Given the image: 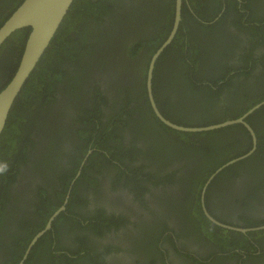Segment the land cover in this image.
I'll return each instance as SVG.
<instances>
[{"label":"trees","instance_id":"1","mask_svg":"<svg viewBox=\"0 0 264 264\" xmlns=\"http://www.w3.org/2000/svg\"><path fill=\"white\" fill-rule=\"evenodd\" d=\"M23 1L0 0V27ZM241 1H183L179 31L154 72V98L166 119L185 127H207L240 118L264 101V83L259 82L263 75L253 74L258 61L253 48L240 57L245 64L229 65L235 50L240 51L230 27L247 35V44L264 46V13H256L258 0ZM175 6L176 0H74L18 96L0 138V162L8 164L0 175V264L22 261L31 241L63 206L74 182L66 210L24 264L98 261L82 232L93 229L102 235L101 225L107 227L109 220L105 213L94 216L85 211L88 190L97 186L99 176L114 170L119 183L129 181L136 187L138 197L149 192V184L179 186L176 199H186L172 206L178 207L180 230L186 233L178 237L192 235L201 247H209L212 258L221 260L220 251L250 253L260 248L264 259V231L248 233L256 238L251 243L246 235L211 223L200 205L209 177L252 150L249 132L242 125L203 133L175 131L156 117L150 105L149 63L172 31ZM29 33L30 29L15 32L0 49V92L17 71ZM213 57L227 59L223 71L207 70L215 66ZM233 71L237 74L229 76ZM246 121L256 133L257 149L215 178L205 203L216 220L237 215L247 221L245 228H255L264 225L260 214L264 202L246 197L264 196V106ZM242 189L249 192L242 194ZM225 192L237 198L229 202ZM189 197L196 200L194 207L187 203ZM225 202L236 214L218 211ZM169 230L165 221L153 233V242L159 244ZM54 243L63 249H54Z\"/></svg>","mask_w":264,"mask_h":264},{"label":"flooded vegetation","instance_id":"2","mask_svg":"<svg viewBox=\"0 0 264 264\" xmlns=\"http://www.w3.org/2000/svg\"><path fill=\"white\" fill-rule=\"evenodd\" d=\"M255 9L257 14H263L264 0H258L255 4ZM228 20L233 21L232 18H229ZM216 30L218 31V29ZM230 32L235 35L234 38H236L239 44L240 51L238 49L235 50L236 56L229 62V65L232 66L237 63L245 64L246 62L241 61L240 57L245 56L246 53L251 48H253L252 55L254 54V58L258 60L256 62V67L253 70L254 77H258L262 74L264 78V73H261L264 71V46H251L249 43L247 44V35L240 33L235 28L232 29V27H230ZM254 39L257 44V42H259V39H257L256 37H254ZM213 58V64H215V66H210V68L207 70L214 69L212 73L223 71L224 69L222 64L226 62L227 59L224 58L219 60L220 57ZM230 74L231 75L229 76H235L237 73L233 71ZM109 81L110 80H106L107 83ZM259 82L264 83L263 80H259ZM171 112L179 113L178 115H181L183 113L180 109H173V111ZM89 152H92L91 154H93L94 150H91ZM86 158L88 159V157ZM84 165L82 169L84 168ZM176 168L178 167H175L172 170H175ZM116 175L117 172L115 170L110 171L109 175L108 173H104L102 176H99L97 186L91 187L88 190V205L86 206L85 211L92 212L94 216H97L100 212L105 213V216H107V220H109V227L101 225V230L104 232V234L102 235H100L99 233L97 234V232L93 229L89 232H82L85 235H88L87 240L89 243H86V247L94 251V258L98 260L94 263L89 262L88 264H264V259H262L260 248L259 250H256V252L250 253H247L244 250L228 249L229 251L224 253L220 251L218 255L222 256V258L221 260H218V258H212L210 256L211 251L206 244V247H201L199 245L201 243H197L192 235L185 236L184 240L182 239V237H178L186 233L185 231L180 230V221L177 219L178 207L175 208L174 206H172L175 201L180 204L181 202L185 201L184 199H186H183V197L176 199V197L179 196V186L175 187L172 185H160L155 188L153 185L149 184L147 185L149 188V192H145L142 197H138L136 195V187L134 185L131 186L129 184V181L119 183L117 181ZM74 184L72 186V190L74 188ZM32 188H34L33 185ZM244 192L248 193L249 190L247 191L246 189H242V194ZM227 193L228 192H225L223 194L224 198L226 197L228 199L227 201L230 202V200L233 201L237 198V195L229 198V193ZM26 194H28V192ZM26 197H28L26 202L30 203V201H32L31 197H29L28 195H26ZM243 198L245 197H239V199ZM246 198L248 200L256 199L264 202V196L256 198ZM189 199L190 200H186L187 203H189V206L192 205L194 207L196 204V200L193 199V197H189ZM200 205L202 208V212L205 215L201 203V197ZM227 205L228 204L225 202L224 205L218 206V211L221 210L225 214H228V212H230L231 214L229 215L236 214V212L230 211L233 208L228 207ZM20 207L22 209H25L24 204L20 205ZM249 207L250 209H252L253 203H251ZM261 209V218L264 219V203L262 204ZM226 210H228V212ZM212 217L215 218L214 216ZM207 220L209 219L207 218ZM226 220L230 222L231 225L228 224L230 226L238 228L247 227V221H241V219H239L237 215H233L231 219ZM226 220L223 219L218 221L227 224L225 222ZM165 221L168 223L170 230L162 235L159 244L154 243L153 241L155 239V236L153 235V233L157 231L159 226H161ZM197 230H199V228H196L194 231L197 232ZM199 233L201 234L202 231L200 230ZM246 236L251 243H255V235L246 234ZM169 239L171 240V242L168 241ZM57 240L58 238H56L55 241ZM57 244L58 243H54V249L57 248L61 250L62 247H58ZM174 244H176L179 251L174 250ZM243 246L247 247L248 245L246 244ZM256 247L258 248L257 245ZM182 254H191L193 258H191L189 255L186 256ZM60 262L61 261H58L57 264H60ZM35 264H40V262H36Z\"/></svg>","mask_w":264,"mask_h":264},{"label":"water","instance_id":"3","mask_svg":"<svg viewBox=\"0 0 264 264\" xmlns=\"http://www.w3.org/2000/svg\"><path fill=\"white\" fill-rule=\"evenodd\" d=\"M184 0H176L175 6V18L172 27V31L166 41L162 44V46L156 51V53L152 56L148 72H147V93L150 105L153 109L156 117L167 127L183 132V133H203V132H211L219 129H223L226 127L234 126V125H242L246 128V130L250 133L253 140V148L252 150L244 156L233 159L228 163L221 166L217 169L207 180L205 185L202 188L201 192V203L203 206V211L206 217L216 226L228 230L234 231L241 234L255 233L264 231V226L255 227V228H238L233 227L213 218L206 209L205 200L208 188L211 183L215 180V178L222 173L225 169L230 166L245 160L249 156H251L257 149V137L253 130V128L249 125L246 119L259 110L262 106H264V101L255 105L250 110H248L243 116L234 120H228L220 124L211 125L207 127H185L177 125L170 120L166 119L161 112L159 111L154 94H153V79L154 72L156 68V64L164 53V51L173 43L176 38V35L179 31L180 24L182 21V8H183ZM74 0H24L22 4L16 9V11L5 21V23L0 27V49L5 41L11 37L15 32L23 29H30V33L26 40L24 50L22 53V57L17 68L15 75L12 80L8 83V85L0 92V138L7 124L10 112L23 90L25 84L29 80L32 73L37 68L41 59L43 58L45 52L48 50L50 44L52 43L54 37L59 31L64 19L68 15L71 6ZM92 152H89V155ZM88 157V156H87ZM87 159V158H86ZM84 160L80 170L77 173L76 179H78L82 172V167L85 164ZM71 184L69 188L68 195L66 196L65 202L63 206H61L49 219L45 229L39 232L34 239L29 244L25 255L22 261L19 264H24L27 260L30 252L37 244V242L42 238L48 231L52 228L53 221L66 210V206L68 204L72 186Z\"/></svg>","mask_w":264,"mask_h":264},{"label":"clouds","instance_id":"4","mask_svg":"<svg viewBox=\"0 0 264 264\" xmlns=\"http://www.w3.org/2000/svg\"><path fill=\"white\" fill-rule=\"evenodd\" d=\"M8 170V164L6 162H0V175H3Z\"/></svg>","mask_w":264,"mask_h":264}]
</instances>
